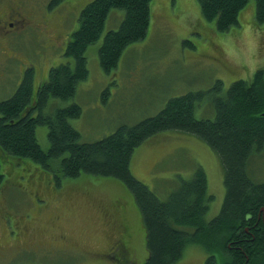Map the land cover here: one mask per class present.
I'll return each mask as SVG.
<instances>
[{
    "label": "rangeland",
    "instance_id": "rangeland-1",
    "mask_svg": "<svg viewBox=\"0 0 264 264\" xmlns=\"http://www.w3.org/2000/svg\"><path fill=\"white\" fill-rule=\"evenodd\" d=\"M90 1L61 0L51 8V0H0L2 19L10 2L26 20H13V28L0 24V101L15 92L29 66L35 69L36 92L52 66L71 60L66 48ZM150 10L146 36L129 44L117 68L108 73L100 63L99 49L106 33L118 29L125 16L124 9L113 7L101 36L86 50L89 75L79 82L75 96L50 98L49 112L74 101L82 106V114L71 122L83 141L98 140L121 124L153 115L174 96L209 91L218 79L226 89L233 81H251L258 69L264 70V22L255 21V0H248L239 23L226 31L204 17L198 0H152ZM196 116L215 117L209 96L197 107ZM36 133L48 149L47 125H38ZM27 159L28 166L8 157L1 164L5 177L0 184V264H144L149 252L142 214L123 181L83 173L62 177L57 185L60 169L52 171ZM253 159L261 164L254 167L264 170V152ZM200 166L208 177V193L214 196L207 213L210 219L220 212L226 187L221 158L202 138L163 130L143 141L131 160L133 174L162 198L192 178ZM7 213L17 218V228L31 217L39 222L35 233L48 248L11 233ZM52 215L56 219H50ZM54 243L61 247H49ZM13 246L9 253H1ZM208 254L200 244L191 243L171 264H202Z\"/></svg>",
    "mask_w": 264,
    "mask_h": 264
},
{
    "label": "trees",
    "instance_id": "trees-1",
    "mask_svg": "<svg viewBox=\"0 0 264 264\" xmlns=\"http://www.w3.org/2000/svg\"><path fill=\"white\" fill-rule=\"evenodd\" d=\"M60 1L51 0L49 6L53 8ZM151 1H90L80 12L79 25L66 48L71 60L52 66L36 92L35 69L31 66L26 69L15 92L0 101V184L5 177L1 164L2 161L5 164L7 157L23 162L29 158L46 169H60L61 173L56 174L57 185H61L62 177H79L83 173L112 176L132 191L141 211L149 252L144 264H171L191 243L200 244L209 253L202 264H219V260L223 264H264V170L254 167L261 164L253 159L264 152L263 69H258L251 81L238 79L226 89L218 79L209 91L174 96L157 113L134 124H121L95 141H83L71 122V118L82 114L78 102L46 110L50 98L75 96L79 82L88 77L86 50L101 36L111 9H124L125 16L118 29L106 33L99 49L100 63L108 73L117 68L129 44L146 36ZM198 2L204 17L215 20L218 29L226 31L239 23V14L248 0ZM255 21L264 22V0H255ZM207 96L215 117L199 118L196 109ZM40 124L48 127V149L41 146L37 137ZM163 130L193 133L219 154L226 195L220 212L213 218H207L214 196L208 193V177L202 166L166 198L158 196L133 174L131 160L135 149ZM56 160L59 162L55 168ZM1 203L3 206V200ZM11 217L7 226L11 233L30 238L33 240L30 243L41 249L48 248L35 233L41 227L39 222L29 228L23 224L17 228V218ZM50 219H56V215ZM49 247L61 246L54 243ZM13 248L4 247L1 253H9Z\"/></svg>",
    "mask_w": 264,
    "mask_h": 264
},
{
    "label": "flooded vegetation",
    "instance_id": "flooded-vegetation-1",
    "mask_svg": "<svg viewBox=\"0 0 264 264\" xmlns=\"http://www.w3.org/2000/svg\"><path fill=\"white\" fill-rule=\"evenodd\" d=\"M8 5H9V11L7 12V14L5 16V19H2L0 17V24L3 22V23H6L7 24L6 27L9 26V27L13 28L14 25H15V22L13 20H16L18 22H25L26 21L24 15H22L20 13V11L17 10L18 9V6H14L10 2H8ZM11 216H12V214H10V213H7V215H6V217H7V220H6L7 226L9 225L8 222L10 220H12V217ZM32 220H33V217L29 218L26 221V223L23 225V227H25V228L32 227L31 224L34 223ZM37 238H40L41 241L43 242V244H45V242H44V240H43L42 237L37 236ZM31 242H33V240H31Z\"/></svg>",
    "mask_w": 264,
    "mask_h": 264
}]
</instances>
